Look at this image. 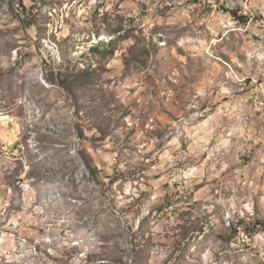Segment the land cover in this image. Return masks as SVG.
I'll return each mask as SVG.
<instances>
[{"label": "rangeland", "instance_id": "rangeland-1", "mask_svg": "<svg viewBox=\"0 0 264 264\" xmlns=\"http://www.w3.org/2000/svg\"><path fill=\"white\" fill-rule=\"evenodd\" d=\"M48 1L33 0V8L25 4L15 13L0 0V139L6 141L0 145L12 150L16 143L24 150V155L0 152V184L10 182L19 193L33 182V264H182L173 261L172 247L163 252L157 244L163 240L158 231L174 237L179 227L172 221L162 225L166 218L155 212L161 204L149 203L135 185L142 183L144 154L157 146L146 137L133 138L134 110L115 89L135 73L176 71L182 56L186 68L198 71L203 88L183 95L182 103L191 101L194 110L179 111L180 116L167 111L170 124L160 146L168 149L187 128L193 132L204 122L201 103L249 98L261 109V130L249 152H236L247 141L233 147L241 164L230 162L254 166L264 154V0ZM196 6L208 24L198 26L192 45L179 43L180 36L188 39L190 26L180 29L174 18L181 8ZM161 36L166 42L159 43ZM116 72L123 79L109 77ZM178 141L200 154L206 172L200 186L214 191L239 182L233 172L223 171L220 139L205 147L197 139ZM20 158L28 165L24 176L15 162ZM97 166L117 170V176L105 178ZM257 178L254 192L239 187L238 210L226 213L223 238L203 244L210 249L204 255H188L189 264H205V259L206 264H264L263 170ZM195 205L183 224L192 232L206 228L205 207ZM17 229L0 220L1 235Z\"/></svg>", "mask_w": 264, "mask_h": 264}, {"label": "crops", "instance_id": "crops-1", "mask_svg": "<svg viewBox=\"0 0 264 264\" xmlns=\"http://www.w3.org/2000/svg\"><path fill=\"white\" fill-rule=\"evenodd\" d=\"M63 1L65 0H60L61 5ZM1 3L15 13L18 12L17 9L21 8V6L24 9L25 4L33 8V0H1ZM48 3L51 4L53 2L48 1ZM56 6H58L57 2L52 4V8ZM130 6H134L132 2L128 7ZM196 8H181L174 18V20H178L174 22L178 28L185 30L190 26L188 39L185 40V37L180 36L179 43L181 42L185 45H189V43L192 45V42L195 43L197 38L195 34L198 26L208 22V19H199L198 12L203 10V8L200 9L197 6ZM4 14L6 15V11H4ZM161 37L162 39L159 40V43L166 42V37ZM110 45H114V43L107 45L108 48H110ZM179 60V69H176V71H171L170 69L167 71L147 69L148 71H144L143 75H141V72L126 77V81L117 72L111 73L109 77L123 79L120 80L119 86L115 90L121 92L123 100L127 101V104H130L134 110L131 129L132 132L134 131L132 133L133 138L146 137L148 143L151 142L157 146V149L147 150V153L144 154L143 157L147 159V165H145L143 170L142 183H135V185L141 186L140 188L144 190L143 194L149 198V203L154 202L156 204L158 202V205L161 204L160 207L155 208V212L161 219L166 218V220L162 221V225H165L167 221H172V224L179 227L177 230L174 229L176 234L174 237L166 229L158 231V236L163 240L160 243L158 240L157 244L162 245L161 249H163V252H165L164 250L167 246H169L168 248H173L174 252L177 253L173 261L189 264L191 260H189L188 255L193 256L198 253H203L204 255L210 249L207 246H202L203 244L212 242V237L221 236L223 238V223L226 221V213L238 210L236 209L237 203L235 199L241 198L242 194H240L239 187H244L246 190L254 192V188L257 185V175L261 173V170L264 173V154L259 160H255L258 163H254V166H251L252 168L233 165L238 163V161L241 164L240 155L237 157L234 151L237 150V153L239 151L243 153L248 151L251 142L256 139L255 136L261 130L258 127L262 120L261 109L253 105L249 98L241 100L240 97L223 102L201 103L200 110L207 115V118L203 123L201 122L202 124L194 126L193 132H190L187 128L185 131L186 136L182 135L178 138H190L193 141L197 139L203 142L204 147L207 142L214 138L220 139L224 148L222 151L223 171L233 172L239 182H228L214 191L206 186H200L199 184L202 183L206 174L205 170L200 168V162H202L200 154L197 156L192 146H189L187 150L183 149L178 139L169 142L168 149L165 144L160 146V139L165 137L164 129L170 124L167 111H175L174 115L180 116L179 111L194 110L195 106L191 104V101L188 104L182 103L181 100H184L183 95L191 94L195 90L201 93L203 88L199 87L198 71L193 70V73L190 68H186L182 56ZM183 79H188L187 84L183 83ZM136 103L139 105H135ZM139 112L140 115H138ZM203 127L207 128L205 133L201 130ZM246 141L249 144L243 143ZM0 142L6 141L0 139ZM185 143L188 144V140ZM236 143H243V145L241 144L238 148ZM233 147H237L236 150ZM244 148L248 149L245 151ZM12 150L9 146H6V143L0 145L1 153L3 151H12L13 155H24L22 145H16L15 143ZM202 152H205V148ZM230 159H232L233 164ZM15 162H19L17 165L21 167L22 175H26L28 165H25L24 159H15ZM100 166L97 167L100 169L99 174L101 176L105 178H109L110 174L117 176V170L112 169V173H108L109 171L106 170V167L101 169ZM250 178L252 179L247 181ZM242 183L243 186L241 185ZM194 186H199L195 196L191 199H185L186 196H189L188 191ZM220 193L221 196L219 198ZM227 194L229 197L224 198V195ZM248 196L247 200L253 201V196ZM14 200H16L15 203H18L17 207L19 208L15 212L16 214L11 210ZM195 204L204 205L205 207L203 220L206 228L192 232L183 224L186 216L190 218L189 213L193 212L189 206H194ZM8 216L9 221L7 220ZM0 220L8 223V226L20 227L19 230L9 231L8 233L2 232L3 235L0 234L2 236L0 238V264H33V254L31 252L33 249V182L22 185L19 193L15 191L14 185L10 182L0 184ZM166 232L169 235L168 238ZM151 233L155 234V232ZM183 235L188 236L191 240L187 243V241L182 239ZM224 240H226L225 237ZM215 243L217 245L220 244L216 241ZM183 249L184 251H182ZM182 254H186L185 258L184 256L182 257ZM161 258L158 257L157 261ZM165 262L169 263V261ZM206 262L205 259L204 263L206 264ZM158 263L161 264L160 262ZM170 264L172 263L170 262Z\"/></svg>", "mask_w": 264, "mask_h": 264}, {"label": "trees", "instance_id": "trees-1", "mask_svg": "<svg viewBox=\"0 0 264 264\" xmlns=\"http://www.w3.org/2000/svg\"><path fill=\"white\" fill-rule=\"evenodd\" d=\"M91 174L94 176V174H95L94 171H91Z\"/></svg>", "mask_w": 264, "mask_h": 264}]
</instances>
